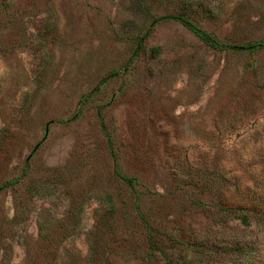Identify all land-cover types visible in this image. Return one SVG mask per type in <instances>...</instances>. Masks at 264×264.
<instances>
[{
	"label": "rangeland",
	"instance_id": "1",
	"mask_svg": "<svg viewBox=\"0 0 264 264\" xmlns=\"http://www.w3.org/2000/svg\"><path fill=\"white\" fill-rule=\"evenodd\" d=\"M2 185L0 264H264V0H0Z\"/></svg>",
	"mask_w": 264,
	"mask_h": 264
},
{
	"label": "trees",
	"instance_id": "2",
	"mask_svg": "<svg viewBox=\"0 0 264 264\" xmlns=\"http://www.w3.org/2000/svg\"><path fill=\"white\" fill-rule=\"evenodd\" d=\"M165 20H171V21H176V22L180 23L185 28H187L189 31H191L204 45H206L207 47H209L210 49H213V50H224V49H226V50H230V51H238L239 52V51H249L255 47V45H253V43H246V44L239 45L236 43L225 42V41L219 39L218 37L214 36L213 34L207 32L206 30L202 29L201 27H199L198 25L193 23L188 17H186L184 15L161 16L159 18H153L151 23L156 24L157 22L165 21ZM106 80H107V77L104 78L100 82V84L104 83ZM98 114L100 117V122H101V124H103L102 118H101V112L99 111ZM106 135H107L108 143L110 145L111 154L113 156L114 173H115L116 177L119 180H121L123 183H125L128 187H130L131 189H134V187L138 185V179L136 177H130V176L124 175L122 173L121 166L118 162V156H117V153L114 149V144H113V149H112V141L110 139V136L108 134H106ZM3 186L4 185H2L0 187V189ZM263 217H264V215H263ZM150 245H152V239H151ZM151 247L157 248L154 246H151Z\"/></svg>",
	"mask_w": 264,
	"mask_h": 264
}]
</instances>
